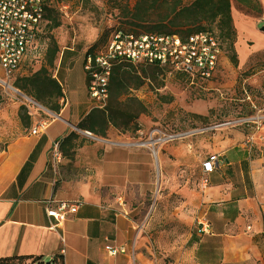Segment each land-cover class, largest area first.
<instances>
[{"label":"rangeland","instance_id":"rangeland-1","mask_svg":"<svg viewBox=\"0 0 264 264\" xmlns=\"http://www.w3.org/2000/svg\"><path fill=\"white\" fill-rule=\"evenodd\" d=\"M121 1L130 6L135 3V0ZM230 1L237 66L231 61L233 52L227 44H223L224 54L215 77L201 88L190 85L169 68L135 66L137 71L146 74L144 83L130 91L147 107V113L138 119L140 130L123 133L111 127L106 138L76 131L82 139L80 148L84 145L92 148L96 160L101 161L111 153L117 155L115 173H91L93 168L85 173L87 169L74 166L75 157L62 164L63 159H68L63 158L59 144L53 146L50 154L52 159H55V150L61 155L55 162L62 178L88 179L116 201L133 227V240L126 244L134 260L139 254L146 264H264V215L261 232L254 230L253 223L232 229L243 237L237 238L241 243L236 241L235 245H244L250 255L249 259L236 252L239 259H234L226 249V238L211 237L210 219L201 209H191L180 192L187 184L202 191L200 164L213 153L209 146L221 147L228 138L235 140L238 133L254 146L264 139V0ZM115 5L114 0H53L54 16L61 26L49 31L48 43L50 46L54 40L59 47L51 73L66 90L64 102L60 100L62 110L59 114L53 113L25 95L15 87L17 79L11 82L13 90L0 86L1 149L20 135L29 136L35 124L46 121L49 125L56 118L54 115L61 117L58 120L62 117L77 120V116L92 109L83 69L84 54L92 46L102 48L116 31H128L119 20ZM207 28L217 33L215 25ZM59 67L69 71L74 105L64 81L55 72ZM66 98L70 101L68 105ZM15 107L19 110L25 107L29 112V129L19 117L13 118L11 112ZM158 134L165 141L154 147L152 138ZM172 146L174 152L169 151ZM158 152L159 155L167 153L163 165ZM202 223L210 225L207 231H202Z\"/></svg>","mask_w":264,"mask_h":264},{"label":"crops","instance_id":"crops-1","mask_svg":"<svg viewBox=\"0 0 264 264\" xmlns=\"http://www.w3.org/2000/svg\"><path fill=\"white\" fill-rule=\"evenodd\" d=\"M55 72L64 81L74 105L69 89V71L59 67ZM33 74L23 71L16 79ZM56 80L63 88L62 82L58 78ZM86 82L88 92L87 77ZM63 92L66 95L64 88ZM61 101L64 102V98ZM65 102L70 104L67 98ZM92 109L77 116V120L52 118L40 136L23 134L11 140L7 147L0 148V259L29 257L24 264H146L139 254L135 260L129 254L126 243L133 240V227L116 201L88 179L62 178L56 169L55 159L50 157L53 146L71 132H76L78 129L75 130V127L78 128ZM11 113L13 118L16 116L20 119L19 108ZM15 124L20 125L18 122ZM41 139L44 142L39 147L31 170L26 176H19ZM81 140L75 150V167L87 169L85 173H89L91 168V173H115V166L119 162L117 155L111 153L98 161L93 157L92 148L86 145L80 148ZM257 143L255 147L251 140L245 141V136L238 133L235 140L228 138L221 147L209 146V151L213 152L211 156L219 155L221 163L205 174L202 163L207 159L201 162L200 168L203 178L208 181L207 186L201 187L202 191L188 184L180 189L187 198L186 204L191 205L193 210L201 209L210 219L211 237L226 238V249L234 259H239L236 252L249 259L250 255L244 250V245H235L236 241L241 243L237 238L243 237L232 229H242L253 223L256 232L262 230L264 139ZM169 151L174 152L175 147H170ZM90 152L91 155H86ZM156 154L163 165L167 153ZM67 163L69 160L63 159L62 164ZM61 204L76 207V212L57 224L55 218L47 215V211L57 209ZM210 225L207 224V228ZM247 229L250 231L251 227ZM107 244L125 247L128 253L110 257L104 250Z\"/></svg>","mask_w":264,"mask_h":264},{"label":"built area","instance_id":"built-area-1","mask_svg":"<svg viewBox=\"0 0 264 264\" xmlns=\"http://www.w3.org/2000/svg\"><path fill=\"white\" fill-rule=\"evenodd\" d=\"M53 0H0V86L13 90L11 82L25 71L33 74L45 62L48 49L49 21L46 10ZM223 52L212 33H201L182 42L178 36L139 37L115 32L100 50L83 59L88 81V95L94 108L104 109L109 96V85L115 62L124 60L132 65L157 64L181 75L190 84L204 87L215 77ZM30 104L33 101H29ZM35 104V103H34ZM37 105V104H36ZM48 123L42 121L34 126L30 135L40 136ZM175 138V137H171ZM165 141L158 134L152 138L153 146ZM58 147V144L56 145ZM61 155L55 150V160ZM221 163L219 155H212L202 163L205 174L212 172ZM207 179L201 187L207 186ZM262 190L264 193V167L262 169ZM121 201V200H119ZM122 205V203H120ZM76 207L61 204L57 209L47 211L57 224L63 223ZM203 231L207 225L202 223ZM110 257L125 254L127 249L115 244L104 248Z\"/></svg>","mask_w":264,"mask_h":264},{"label":"trees","instance_id":"trees-1","mask_svg":"<svg viewBox=\"0 0 264 264\" xmlns=\"http://www.w3.org/2000/svg\"><path fill=\"white\" fill-rule=\"evenodd\" d=\"M114 2L119 12V20L128 27V31L116 32L132 35L135 38L178 36L182 42H186L194 35L212 33L218 40L223 54V44L228 45L233 52L231 61L237 66V57L234 53L236 33L230 0H188V3L184 0H135L133 6L121 0H114ZM46 18L49 21L48 39L49 31L60 27L61 22L54 16L53 6L47 8ZM208 25H215L217 33L209 30ZM138 29L142 32L135 33ZM102 48L90 47L85 52L84 59ZM58 53L59 47L52 40L50 46L48 43L45 62L41 69L31 76L18 78L15 82L18 90L56 114L61 112L60 100L64 98L61 84L51 73L55 68ZM135 66L165 69L157 64L132 65L124 60L116 61L110 78L109 96L105 108H93L78 124V130L101 138H106L111 127L123 133H137L140 130L138 119L147 113V107L137 97L132 96L130 91L144 83L146 74L144 71H137ZM20 119L24 127L27 129L31 127V118L25 107L20 109ZM80 139L81 136L73 131L59 142V151L63 158L70 161L74 159ZM43 142L44 140L41 139L19 176H26L31 170ZM29 259V257L5 258L0 259V264H12L14 260L25 262Z\"/></svg>","mask_w":264,"mask_h":264},{"label":"water","instance_id":"water-1","mask_svg":"<svg viewBox=\"0 0 264 264\" xmlns=\"http://www.w3.org/2000/svg\"><path fill=\"white\" fill-rule=\"evenodd\" d=\"M262 30H264V28L262 29ZM56 118H61L60 116H58V115H54ZM75 130H77V128L75 127ZM85 134H88L89 135V133L88 132H85ZM48 264H50V263H48Z\"/></svg>","mask_w":264,"mask_h":264},{"label":"bare ground","instance_id":"bare-ground-1","mask_svg":"<svg viewBox=\"0 0 264 264\" xmlns=\"http://www.w3.org/2000/svg\"><path fill=\"white\" fill-rule=\"evenodd\" d=\"M152 143H153V142H152ZM148 144H149V143H148ZM148 144H144V146H145V145H148Z\"/></svg>","mask_w":264,"mask_h":264}]
</instances>
